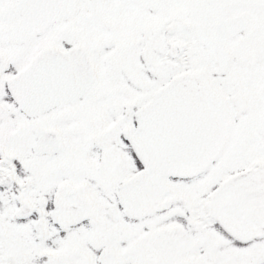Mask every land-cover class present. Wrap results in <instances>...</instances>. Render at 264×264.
<instances>
[{
  "label": "snow or ice",
  "instance_id": "6c2138e0",
  "mask_svg": "<svg viewBox=\"0 0 264 264\" xmlns=\"http://www.w3.org/2000/svg\"><path fill=\"white\" fill-rule=\"evenodd\" d=\"M0 264H264V0H0Z\"/></svg>",
  "mask_w": 264,
  "mask_h": 264
}]
</instances>
